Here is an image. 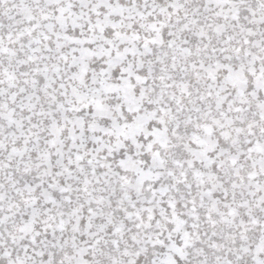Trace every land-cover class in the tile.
<instances>
[{
    "label": "snow or ice",
    "instance_id": "1",
    "mask_svg": "<svg viewBox=\"0 0 264 264\" xmlns=\"http://www.w3.org/2000/svg\"><path fill=\"white\" fill-rule=\"evenodd\" d=\"M0 264H264V0H0Z\"/></svg>",
    "mask_w": 264,
    "mask_h": 264
}]
</instances>
